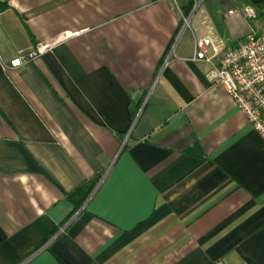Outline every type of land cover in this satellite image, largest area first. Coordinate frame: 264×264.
Instances as JSON below:
<instances>
[{"label": "crops", "instance_id": "obj_1", "mask_svg": "<svg viewBox=\"0 0 264 264\" xmlns=\"http://www.w3.org/2000/svg\"><path fill=\"white\" fill-rule=\"evenodd\" d=\"M0 3V264H264V143L192 60L264 0Z\"/></svg>", "mask_w": 264, "mask_h": 264}, {"label": "built area", "instance_id": "obj_2", "mask_svg": "<svg viewBox=\"0 0 264 264\" xmlns=\"http://www.w3.org/2000/svg\"><path fill=\"white\" fill-rule=\"evenodd\" d=\"M226 17H240L246 22L259 18L251 6L228 11ZM61 40L41 44L33 51L8 64L16 69L53 50ZM193 61L210 66L207 79L225 91L235 107L264 143V31H250L244 43L228 48L215 45L209 37L194 42Z\"/></svg>", "mask_w": 264, "mask_h": 264}, {"label": "trees", "instance_id": "obj_3", "mask_svg": "<svg viewBox=\"0 0 264 264\" xmlns=\"http://www.w3.org/2000/svg\"><path fill=\"white\" fill-rule=\"evenodd\" d=\"M193 5H194L193 1L190 2L189 10L193 7ZM6 7L7 6L5 4L0 3V13L3 12L6 9ZM259 14L261 15V13H259ZM101 179H102V175H99V176L94 178V181L91 184L86 185L85 196H84L81 204L85 203V201L91 196V194L94 192L96 187L99 185Z\"/></svg>", "mask_w": 264, "mask_h": 264}]
</instances>
